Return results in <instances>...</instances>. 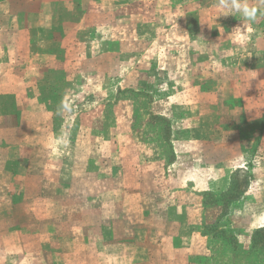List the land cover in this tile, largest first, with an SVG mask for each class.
Masks as SVG:
<instances>
[{"label":"crops","instance_id":"crops-1","mask_svg":"<svg viewBox=\"0 0 264 264\" xmlns=\"http://www.w3.org/2000/svg\"><path fill=\"white\" fill-rule=\"evenodd\" d=\"M238 2L0 0V264H264L224 238L264 232V101L226 96L264 94V0Z\"/></svg>","mask_w":264,"mask_h":264},{"label":"rangeland","instance_id":"rangeland-1","mask_svg":"<svg viewBox=\"0 0 264 264\" xmlns=\"http://www.w3.org/2000/svg\"><path fill=\"white\" fill-rule=\"evenodd\" d=\"M154 1H157V0H154ZM134 8V7H133ZM147 17H149V14H148V16ZM206 30L207 31H209V28H206ZM189 51H190V49H186L185 50V53H186V56H188V57H186L185 56V59H183V62L184 63H190V64H194V65H196V66H198V67H196V68H201V73L202 74H200V77H202L203 75H207V73H210V72H207V70H208V65H207V63H205V62H199L198 63V57H191L190 55H189ZM184 53V54H185ZM224 54H226L225 55V60H226V65H225V67L226 68H228V69H226L225 71L228 73V75H225V77H224V79H226V78H228V77H230L229 75V73H231V71H229V66H233V65H231V61H233L232 60V56H231V53H229V51L227 50V49H225V52H224ZM230 64V65H229ZM210 70H212V69H210ZM195 75L193 76V77H195L194 79L195 80H198V79H200L199 78V75H198V72H195L194 73ZM207 81V80H206ZM258 87V85H255V88H257ZM247 87L246 86H241V88H240V90H237V92H229V91H227V94H226V96L227 95H229V96H227V97H229V98H231V97H233L232 95H239V96H241V98H245V100L247 99V100H250V101H252V104H253V106L252 107H248L247 109L248 110H250V113L252 114V112H255V114H258L259 115V113H260V111H261V106H262V104H263V102L262 101H264V99H263V97H264V94H258V91L259 90H255V93L253 92V91H251V90H247L246 89ZM53 92H50V93H46V95H51ZM63 94H64V97H63V99L65 98V101L64 102H66L69 98H70V94H71V92L69 93V92H63ZM111 97H110V104H112L113 103V101H115V100H117L118 98H125L127 101H136L137 103H138V105L140 106V108H142V113H137L136 114V117L138 118V122H139V124L141 123V124H145V125H147V126H150V127H154L155 125H156V123L154 124V123H151V121H153L151 118H149L147 115H148V113H147V111H148V108H149V101H150V97H148V96H146V95H142V96H135L134 95V93H132V92H129V91H125V92H119V93H117V92H115V91H112L111 92ZM260 95V96H259ZM262 95H263V97H262ZM259 97V98H258ZM51 99H53V97H52V95H51ZM50 99V100H51ZM258 104V105H257ZM84 108V107H83ZM82 108V109H83ZM47 110L48 111H50V112H52L53 114H54V110H50V109H48L47 108ZM78 110H80V109H78ZM237 112L239 113V114H243L244 115V113H245V107L244 106H237ZM56 113H57V111H56ZM61 113H62V115H64L65 114V110H64V108L62 109V111H61ZM111 113H113L114 114V112H113V110L111 109ZM144 113V114H143ZM50 114V113H49ZM29 116H30V120H32L31 122L34 124V125H36L37 123H38V114L37 115H31V113L29 114ZM59 116V115H58ZM159 123V122H158ZM150 124H152V125H150ZM159 124H162V126H164V122L163 123H159ZM64 125V124H63ZM153 130H155V129H149L147 132H145L144 133V137H148L149 135H151L150 133H149V131H151V132H153ZM149 137H151V136H149ZM48 147V144H47V146L45 147V148H47ZM165 152H166V157L169 155V152H168V150H165ZM246 178H243V177H238V180H241V182L242 181H244ZM256 256V255H255ZM260 258V257H259Z\"/></svg>","mask_w":264,"mask_h":264},{"label":"trees","instance_id":"trees-1","mask_svg":"<svg viewBox=\"0 0 264 264\" xmlns=\"http://www.w3.org/2000/svg\"><path fill=\"white\" fill-rule=\"evenodd\" d=\"M134 93L135 96H142L145 95L144 93H137V92H132ZM147 96V95H146ZM152 120H157L159 123H163L164 122V126L166 127L167 122L164 119H161L159 117H154L151 118ZM162 125V124H161ZM159 133V137H161V139H165L166 137L161 133ZM157 134V133H156ZM158 135V134H157ZM161 135V136H160ZM169 151V149H168ZM244 178H246V176H244ZM238 179V178H237ZM234 182V181H233ZM237 185L241 184V180H239V183H235ZM236 186V185H235ZM234 186V187H235ZM239 195V192H238ZM229 243H231L232 247H233V251L235 252V254H237L238 256L244 255V257H251L250 260H257L259 259V257L264 256V232L263 231H255L252 234V239H251V249L249 252H244L242 251L237 245V240L233 237V236H225L224 237ZM256 255V256H255Z\"/></svg>","mask_w":264,"mask_h":264},{"label":"clouds","instance_id":"clouds-1","mask_svg":"<svg viewBox=\"0 0 264 264\" xmlns=\"http://www.w3.org/2000/svg\"><path fill=\"white\" fill-rule=\"evenodd\" d=\"M220 7L234 9L240 12L245 20H251L254 17V13L251 9L244 4L239 3L238 0H221Z\"/></svg>","mask_w":264,"mask_h":264}]
</instances>
